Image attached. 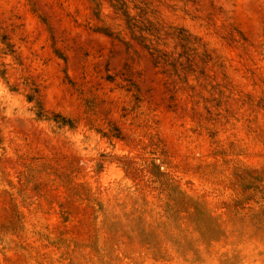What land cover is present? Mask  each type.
<instances>
[{
    "label": "rangeland",
    "instance_id": "rangeland-1",
    "mask_svg": "<svg viewBox=\"0 0 264 264\" xmlns=\"http://www.w3.org/2000/svg\"><path fill=\"white\" fill-rule=\"evenodd\" d=\"M0 264H264V0H0Z\"/></svg>",
    "mask_w": 264,
    "mask_h": 264
}]
</instances>
